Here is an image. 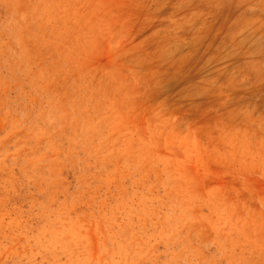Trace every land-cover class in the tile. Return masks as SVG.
Returning a JSON list of instances; mask_svg holds the SVG:
<instances>
[{
  "label": "rangeland",
  "instance_id": "374dc122",
  "mask_svg": "<svg viewBox=\"0 0 264 264\" xmlns=\"http://www.w3.org/2000/svg\"><path fill=\"white\" fill-rule=\"evenodd\" d=\"M0 264H264V0H0Z\"/></svg>",
  "mask_w": 264,
  "mask_h": 264
}]
</instances>
